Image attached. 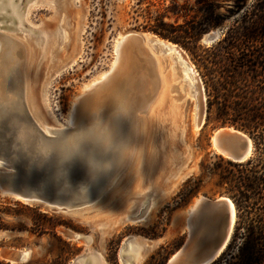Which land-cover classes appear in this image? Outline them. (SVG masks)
I'll return each mask as SVG.
<instances>
[{"label": "rangeland", "instance_id": "obj_1", "mask_svg": "<svg viewBox=\"0 0 264 264\" xmlns=\"http://www.w3.org/2000/svg\"><path fill=\"white\" fill-rule=\"evenodd\" d=\"M199 1L214 4L215 12L225 15L234 0H0V34L17 40L23 52L21 57L16 55L20 50L0 49V87L16 95L14 107L25 98L37 122L44 120L57 132L69 128L70 145L83 133L78 123L70 122L73 99L111 69L115 38L130 32L141 35L152 77L158 78V91L146 111L136 115L131 159L97 201L74 211H54L0 194V219L9 227L0 229V251L27 250L24 261L11 263L67 264L94 252L99 264H122L123 243L135 236L145 239L144 246H148L138 264H164L187 236L183 217L192 201L199 196L229 197L223 193L224 182L239 168L214 150L211 136L221 126L243 130L222 124L226 116L217 103L212 104L206 120L208 95L205 64L200 58L205 53L195 45L216 44L217 40L205 41V36L215 32L221 36L238 12L224 17L220 26L194 33L198 44L192 42L190 33L185 34L191 36L188 42L169 40L185 52L204 87L206 115L198 129L194 126L196 99L190 92L192 81L185 66L175 52L145 38L164 39L158 34L162 21L177 25L193 20ZM46 31L52 37L48 45ZM18 67L22 88L15 89L2 78L13 77V68ZM178 93L183 96L178 98ZM2 101L0 98V105ZM148 199L151 205L144 218L129 221L128 215L145 209ZM38 227L48 230L42 232ZM63 230L87 235L89 240L69 239Z\"/></svg>", "mask_w": 264, "mask_h": 264}, {"label": "water", "instance_id": "obj_2", "mask_svg": "<svg viewBox=\"0 0 264 264\" xmlns=\"http://www.w3.org/2000/svg\"><path fill=\"white\" fill-rule=\"evenodd\" d=\"M214 38L215 33H209L204 40L212 41ZM125 42L124 39L121 46L125 47ZM195 73L203 97L204 87L201 78ZM25 105L22 102L21 106H15L14 109L0 105V164L12 176L8 180L0 177V194L25 203H39L54 211H74L97 201L101 191L111 187L115 176L111 172L105 175L107 168L111 171L112 165L105 166L104 158L99 155L94 140L89 136V130L83 132V137L75 144L71 142V145L64 129L59 132L51 130L48 134L35 129L33 134H29L28 130L35 124ZM205 115L206 98L203 100V122L200 128L204 124ZM19 126L23 137L27 136L24 139L18 138ZM214 132L211 139L213 137L228 152L229 160L241 163L251 157L253 145L246 133L238 129ZM37 142L41 145L38 146ZM228 198L197 197L185 221L187 236L164 264H212L220 257L228 245L235 224V208ZM139 217H134L136 222ZM62 233L69 239L89 240L87 235L70 230H63ZM140 247H143L142 239L127 237L122 246V263L135 264L137 255L132 256L130 248L137 250ZM26 254L27 250L4 248L0 251L2 258L15 263L24 261ZM96 257V253L86 252L67 264H91L92 258Z\"/></svg>", "mask_w": 264, "mask_h": 264}, {"label": "trees", "instance_id": "obj_3", "mask_svg": "<svg viewBox=\"0 0 264 264\" xmlns=\"http://www.w3.org/2000/svg\"><path fill=\"white\" fill-rule=\"evenodd\" d=\"M198 3L193 20L177 25L162 21L158 34L178 43L188 42L192 36V42L198 44L194 33L220 26L224 17L238 12L216 44L195 46L205 53L200 58L205 64L206 120L212 104H219L226 116L222 124L247 132L253 145L252 157L230 163L239 170L226 178L223 193L234 203L235 226L227 250L212 264H264V0H234L225 15L217 14L210 2ZM7 228L0 219V229ZM0 264L14 263L0 258Z\"/></svg>", "mask_w": 264, "mask_h": 264}, {"label": "bare ground", "instance_id": "obj_4", "mask_svg": "<svg viewBox=\"0 0 264 264\" xmlns=\"http://www.w3.org/2000/svg\"><path fill=\"white\" fill-rule=\"evenodd\" d=\"M1 5L2 3H0V6ZM8 5L9 7H11L10 2ZM1 15L6 18H13L11 15ZM50 34L51 33L49 31H46L45 33L44 40L47 45L50 44L52 40V37H49ZM219 37L220 33L215 32V38L212 41L218 40ZM145 38L160 45V47L162 49H165L166 51L175 52L179 61L183 66H185L184 68L192 81V85H190L189 87L193 89L190 90V92L196 99L194 111V126L196 129L200 128L199 126L203 122L202 105L205 96H201L200 88L196 79V73L193 69L192 64L189 62L185 52H183L182 49L176 44H173L169 41L164 42L163 40L155 38H152L153 40H150V37L147 36H145ZM124 39L126 41L125 47L121 46V43ZM144 42L145 41L143 40V37L141 35L132 32L122 35L119 38H115L114 52L116 53V55L112 66L113 68L111 67V69L107 73H103L100 76L99 80L85 86L83 94L73 99V105L70 113V122L72 124L78 123L80 128L83 129V132L89 130V136L94 140V144H96L95 149L100 153L99 155L104 158L105 166L112 165L111 171H108V168L107 171H105L106 176L111 172V174L116 177V175L120 173L130 161L131 151L133 150L136 133V115L139 112L146 111L149 101L151 100L152 96L158 91V78L152 77V72L149 69L150 64ZM0 44V49L3 48L4 50H6L9 48L14 53L20 50V54L16 55H21L22 57V46L17 40L2 35L1 33ZM13 69L15 71L13 77L9 79L3 77L2 81H4L6 84H14L16 86L15 89H19L20 86L22 88V85L20 83L21 81L19 82V80L21 79L19 77L20 69L19 67ZM148 76L149 78H152L149 80ZM126 89L129 90L128 93H126ZM18 91L19 90H17V92ZM182 96L183 94L178 93V98H181ZM0 98L1 100H3L2 102L4 104L10 105L9 109H14V105L17 102L16 95L7 93V91H4L3 88L0 87ZM22 102L26 104L25 107L28 109L27 100L25 98L22 99L20 106L22 105ZM28 111L35 124L34 127L31 125V129L28 130L29 134H33L35 132V129H40L41 132H44L46 134L50 133L51 130L57 131L53 128L55 126L52 127L48 125L44 120H42L41 123L37 122L29 109ZM199 117L201 119L200 124L198 123ZM60 130L63 129H59L58 131ZM64 130L67 131L68 136L71 135L72 131L69 128H66ZM221 130L231 132L236 129L231 126H226L218 128L214 133H217ZM17 134L18 138L21 139L27 137H23L21 126L18 127ZM81 137L83 136H76L77 139L74 141V144L77 142V140L81 139ZM249 142L252 143L250 137ZM37 145L40 146L41 144L37 142ZM211 145L218 154L228 159V157L230 156L228 152L225 151L224 148L220 147L217 144V141L213 139V137L211 139ZM9 173L10 172L3 168V166L0 167V177H2V179L8 180L9 178H11L12 176ZM104 191L105 190H102L101 192L103 193ZM228 200L231 201V199L229 198ZM195 201H197V198L192 201V203L184 212V227L187 214L189 213L191 206ZM231 203L233 205L232 201ZM150 205L151 200L148 199L146 208H141L138 213L128 215V220L131 222H136V220L134 219L136 215H140V219L138 221L143 219ZM144 241L145 239H142L143 247H140L137 250L130 248V254L132 256L137 255L135 264H138L145 254V252L142 251L144 245H146L144 244ZM145 247L147 250L148 246ZM26 257L27 254L25 255V259ZM99 262L100 258H92L91 260V264H99Z\"/></svg>", "mask_w": 264, "mask_h": 264}]
</instances>
